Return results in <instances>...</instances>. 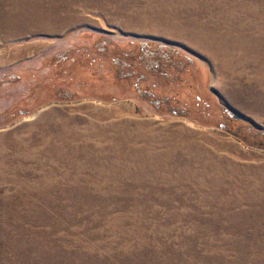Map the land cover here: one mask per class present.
Returning a JSON list of instances; mask_svg holds the SVG:
<instances>
[{
    "label": "rangeland",
    "instance_id": "1",
    "mask_svg": "<svg viewBox=\"0 0 264 264\" xmlns=\"http://www.w3.org/2000/svg\"><path fill=\"white\" fill-rule=\"evenodd\" d=\"M0 264H264V0H0Z\"/></svg>",
    "mask_w": 264,
    "mask_h": 264
},
{
    "label": "bare ground",
    "instance_id": "2",
    "mask_svg": "<svg viewBox=\"0 0 264 264\" xmlns=\"http://www.w3.org/2000/svg\"><path fill=\"white\" fill-rule=\"evenodd\" d=\"M39 14H41V15H44V14H46V16H48V15H50L51 17H52V8L50 9H48L47 11H42V12H38ZM58 18V17H57ZM40 19V18H39ZM52 19H54V17H52ZM63 18H60V20H62ZM67 21L66 20H62V21H58V22H54V24H53V22L49 25V26H62V25H64L65 23H66Z\"/></svg>",
    "mask_w": 264,
    "mask_h": 264
},
{
    "label": "trees",
    "instance_id": "3",
    "mask_svg": "<svg viewBox=\"0 0 264 264\" xmlns=\"http://www.w3.org/2000/svg\"><path fill=\"white\" fill-rule=\"evenodd\" d=\"M236 121H239V122H241V123H243V124H245V123H247L244 119H241V118H239V119H235ZM250 127H252V125L250 126ZM253 128V127H252Z\"/></svg>",
    "mask_w": 264,
    "mask_h": 264
}]
</instances>
